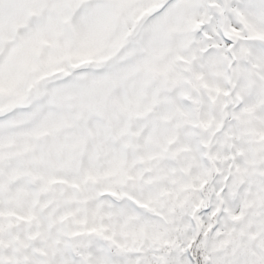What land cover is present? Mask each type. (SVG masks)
Masks as SVG:
<instances>
[{"label":"snow or ice","instance_id":"obj_1","mask_svg":"<svg viewBox=\"0 0 264 264\" xmlns=\"http://www.w3.org/2000/svg\"><path fill=\"white\" fill-rule=\"evenodd\" d=\"M0 264H264V0H0Z\"/></svg>","mask_w":264,"mask_h":264}]
</instances>
